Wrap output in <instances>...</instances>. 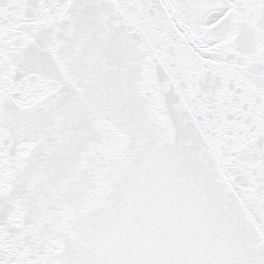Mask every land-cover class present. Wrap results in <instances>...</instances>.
Here are the masks:
<instances>
[{"label": "snow or ice", "instance_id": "obj_1", "mask_svg": "<svg viewBox=\"0 0 264 264\" xmlns=\"http://www.w3.org/2000/svg\"><path fill=\"white\" fill-rule=\"evenodd\" d=\"M0 264H264V0H0Z\"/></svg>", "mask_w": 264, "mask_h": 264}]
</instances>
